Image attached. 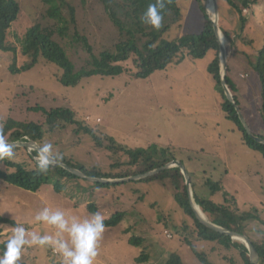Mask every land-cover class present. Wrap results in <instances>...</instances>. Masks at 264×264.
<instances>
[{
    "label": "rangeland",
    "instance_id": "rangeland-1",
    "mask_svg": "<svg viewBox=\"0 0 264 264\" xmlns=\"http://www.w3.org/2000/svg\"><path fill=\"white\" fill-rule=\"evenodd\" d=\"M17 1L21 14L13 23L8 40L20 47L19 40L43 9V4L41 0ZM177 1L183 21L181 27H173L165 38L175 40L200 34L206 19L199 4L195 0ZM217 1L220 26L252 40L247 44L240 41L239 49L251 53L256 63L259 54L255 52L264 48V1L248 11L243 28L234 9L224 0ZM208 5L209 0L207 8ZM80 19L96 52L110 46L114 36L109 32V25L101 24L103 30L99 31L100 23L94 13H84ZM224 44L226 47L227 42ZM71 53L74 62L81 66L86 54ZM230 56L227 55V65ZM213 58V51L200 59L187 57L148 79L129 80L126 74L116 78L91 77L83 79L76 87H67L59 82L62 71L54 64L44 61L30 70L13 72L14 62L21 68L30 58L18 53L15 59L13 52L0 49V127L8 116L40 120L42 116L27 112L28 103L71 107L78 112L79 120L94 126L96 135L103 141L112 137L132 149L157 146L164 150L172 146L190 174L191 189L193 187L200 197L225 204L223 192L211 195L207 185L209 179L221 182L224 192L235 197L240 212L257 210L264 220V157L243 142L237 125L227 119L221 109V95L208 72ZM228 66L251 130L264 136V104L256 71L240 53L230 58ZM31 90L34 93L30 94ZM77 129V126H69L47 134L40 145L51 143L54 155L59 153L87 167L97 166L108 171L110 163L120 155L96 146L93 136ZM26 151L29 155L34 150ZM58 181L61 192L55 188ZM174 195L169 181L166 184L130 181L105 186L81 177H53L52 182L33 193L0 180V215L15 223L0 225V244L11 237L17 225H23L29 232L53 234L55 229L51 226L34 220L44 207L60 209L66 216L83 219L96 212L87 208L93 204L105 219L116 212L126 214L118 226L105 227L94 264H164L172 253H179L185 264H201L191 250L183 246L184 237L195 236L194 221L179 207ZM166 231L171 237H167ZM249 234L254 239L263 237L264 225L252 222ZM133 237L143 238V244L131 243ZM197 246L210 253L214 245L197 242ZM221 251L233 257L237 264H244L234 250ZM221 254L214 253L209 260L215 264H230ZM142 255H148L149 259L139 262L137 259ZM16 263L60 264V259L50 247L26 245Z\"/></svg>",
    "mask_w": 264,
    "mask_h": 264
},
{
    "label": "trees",
    "instance_id": "trees-1",
    "mask_svg": "<svg viewBox=\"0 0 264 264\" xmlns=\"http://www.w3.org/2000/svg\"><path fill=\"white\" fill-rule=\"evenodd\" d=\"M41 1L43 9L19 40L20 47H17L8 38L13 23L18 20L21 14V6L17 0H0V49L4 52H13L15 59H17L18 53L30 58V62L21 68H18L14 62L11 65L13 72L30 70L39 62L45 61L54 64L62 71L61 76L58 77L60 83L67 87H76L83 79L91 77L116 78L126 74L129 80L148 79L157 71H164L172 64L182 63L187 57L200 59L206 57L208 52L213 51L214 58L208 65V72L215 81L216 89L222 97V109L226 113L227 119L234 122L241 131L244 143L248 147L260 151L264 157V144L256 141L246 132L234 104L226 97L223 89L220 61L221 44L207 13V0H195L206 19L201 33L182 36L175 40H168L165 36L173 27H181L183 21V13L177 0H171L166 5L162 26L158 30L141 23L140 20L152 0ZM224 1L234 9L235 16L240 19L243 28L247 21L245 10H251L264 0ZM84 13L95 14L98 23H100L99 31L103 30L101 24L109 25V32H111V36H114L109 47L99 52L95 51L90 37L82 28L80 17ZM219 28L227 42L226 54H243L256 71L260 84V99L261 103L264 104V48L255 52H258L259 55L256 63H254L251 53H245L239 49L240 41L247 44L252 40L246 36L241 37L232 34L222 28L220 23ZM80 51L84 52L86 57L82 60L81 66H78L72 59L71 52L79 56ZM226 79L234 101L241 109L238 87L231 79L229 66ZM32 93H34L33 90L30 94ZM26 108L28 113L40 115L42 118L35 120L8 116L0 127L6 143L31 140L40 145L47 134L64 130L69 126L72 128L77 126V131L83 130L86 134L93 136L96 146L105 147L109 152L120 155L117 160L110 163L108 171H104L97 166L87 167L74 159L62 156L60 163L73 167L88 177L112 180L125 179L147 174L171 164L173 161L178 160L182 163L172 146L163 148L164 150L159 147L158 149L157 146L148 149H132L112 137H107L103 141L96 135L94 126L79 120L78 112L71 107H46L40 103H28ZM246 121L248 123L247 119ZM252 132L264 139L263 135ZM13 152L15 154L14 159L4 158L0 160V180L9 185L37 193L44 185L52 182L53 177L57 179L79 177L61 166L52 164L49 166L47 173H41L38 171L34 160L37 151H33L32 154L28 155L26 149L15 147ZM20 157H22L21 160H18ZM132 181L161 182L163 184L169 181L171 183L175 190L174 196L177 204L194 221L193 231L195 236L193 238L188 235L184 237L183 246L189 248L201 264H215L209 258L214 253L220 255L222 249L234 250L236 254L240 255L244 264H252L249 251L243 243L209 228L198 220L191 206L189 190L185 185V178L180 168L172 167L150 177ZM121 183L125 182L99 184L108 186ZM207 185L211 188V195L223 192L226 203L218 204L210 198H202L192 187L195 202L213 224L228 231L248 236L257 250L259 263L264 264V236L254 239L249 234V226L252 222L256 221L264 225V220L258 211L240 212L235 197L224 192L221 182H214L209 179ZM55 188L58 192H61L59 181L56 182ZM229 196H231V200H228ZM87 208L97 211L96 206L93 204L87 205ZM125 216V212H116L112 217L104 219L105 227L118 226L125 219ZM0 225H15V223L11 219L0 215ZM0 233H2L1 228ZM130 242L135 245H142L143 238L133 237ZM197 242H208L214 246L209 253L199 250ZM5 244L6 241L0 244V256L3 255ZM221 256L230 264L238 263L233 257L224 255V253ZM148 259V255H142L137 260L146 262ZM164 264H185V262L179 253H172Z\"/></svg>",
    "mask_w": 264,
    "mask_h": 264
},
{
    "label": "clouds",
    "instance_id": "clouds-1",
    "mask_svg": "<svg viewBox=\"0 0 264 264\" xmlns=\"http://www.w3.org/2000/svg\"><path fill=\"white\" fill-rule=\"evenodd\" d=\"M171 0H152L140 17L141 23L160 29L164 19L166 5ZM14 159L12 145L6 143L0 128V160ZM39 172L47 173L51 164H59L62 156L53 154V145L44 143L34 157ZM104 217L99 211L83 219L66 216L65 212L44 207L34 217L35 222L51 226L53 234L29 232L23 225H17L6 241L0 264H16L22 249L27 246L50 247L58 254L60 264H94L99 255V241L105 231ZM254 260L256 258H253ZM257 264L259 262L257 261Z\"/></svg>",
    "mask_w": 264,
    "mask_h": 264
},
{
    "label": "water",
    "instance_id": "water-1",
    "mask_svg": "<svg viewBox=\"0 0 264 264\" xmlns=\"http://www.w3.org/2000/svg\"><path fill=\"white\" fill-rule=\"evenodd\" d=\"M210 2H213L214 4V8H215V14L213 17H210V20L212 21L213 23V28L219 38V42L221 44V49H220V61H221V80H222V86H223V89L225 91V94H226V97L234 104L236 110H237V113L239 115V118L246 130V132L253 138L255 139L256 141L264 144V139L263 138H260L256 135L253 134V132L251 131L241 109L239 108V106L236 104V102L234 101V98H233V95L228 87V84H227V79H226V75H227V55H226V47H225V44L223 43V40H222V36L224 37L222 31L220 30L219 28V12H218V1L217 0H209ZM207 13L208 15L210 16L209 12H208V8H207ZM10 145H12V148H15V147H20V148H24V149H28L30 151L34 150V151H37L38 152V148L40 147L36 142L34 141H27V142H15V143H8ZM52 165H55V166H61L65 169H67L68 171H70L72 174H75L81 178H84L88 181H91V182H95V183H119V182H128V181H132V180H140L142 178H146V177H150L156 173H159L160 171H163V170H166V169H169V168H172V167H178L181 169V172L185 178V185L186 187L188 188L189 190V196H190V202H191V206L195 212V215L196 217L198 218V220L203 223L204 225L208 226L209 228L215 230V231H218L220 233H224L228 236H230L233 240H238V241H241V243H243L246 248L248 249L249 251V257H250V260H251V263L252 264H257V261L259 262V256H258V253H257V250L252 242V240L246 236V235H241L239 233H236V232H232V231H228L226 229H224L223 227H220L218 225H215L213 224L211 221H209L207 218L204 217V215L202 216L199 212L198 209H201L200 206H198V204L195 202L194 200V195H193V191L191 189V182H190V175L189 173L187 172L186 168L182 165V163L180 161H173L171 164H168L160 169H157V170H154V171H151L147 174H144V175H140V176H136V177H129V178H125V179H116V180H112V179H102V178H92V177H88L86 176L85 174H83L81 171L73 168V167H70L66 164H62V163H59V164H52ZM253 258H256L255 260ZM260 264V263H259Z\"/></svg>",
    "mask_w": 264,
    "mask_h": 264
},
{
    "label": "bare ground",
    "instance_id": "bare-ground-1",
    "mask_svg": "<svg viewBox=\"0 0 264 264\" xmlns=\"http://www.w3.org/2000/svg\"><path fill=\"white\" fill-rule=\"evenodd\" d=\"M208 12H209L210 16H212V17L214 16V14H215V8H214L213 2H210L209 1ZM222 40H223V43H224L225 42V38L223 36H222ZM198 210H199V212H200V214L202 216L204 215V217L207 218V216L204 214V212L202 211V209H198Z\"/></svg>",
    "mask_w": 264,
    "mask_h": 264
},
{
    "label": "crops",
    "instance_id": "crops-1",
    "mask_svg": "<svg viewBox=\"0 0 264 264\" xmlns=\"http://www.w3.org/2000/svg\"><path fill=\"white\" fill-rule=\"evenodd\" d=\"M249 11V10H248ZM247 14H248V12H247ZM243 55V54H242ZM233 56H235V54H233L232 56H230V58H232ZM245 57V56H244ZM230 58L228 59V62H229V64H230ZM230 67V66H229ZM215 90L217 91V89H216V85H215ZM220 103L222 104V97H220ZM220 104V105H221ZM221 109H222V106H221ZM223 110V109H222ZM242 111V110H241ZM224 112V111H223ZM225 113V112H224ZM243 113V112H242ZM244 115V114H243ZM225 116H226V113H225ZM244 117H245V115H244ZM227 118V117H226ZM245 119H247L246 117H245ZM248 120V119H247ZM249 122V121H248ZM249 124V123H248ZM255 132V131H254ZM258 134V133H257ZM242 140H243V137H242ZM244 142V141H243Z\"/></svg>",
    "mask_w": 264,
    "mask_h": 264
},
{
    "label": "built area",
    "instance_id": "built-area-1",
    "mask_svg": "<svg viewBox=\"0 0 264 264\" xmlns=\"http://www.w3.org/2000/svg\"><path fill=\"white\" fill-rule=\"evenodd\" d=\"M247 12H248V10H245V13H247ZM166 235H167V237H171V234H169V232H167V231H166ZM54 254H57V253L54 252Z\"/></svg>",
    "mask_w": 264,
    "mask_h": 264
}]
</instances>
